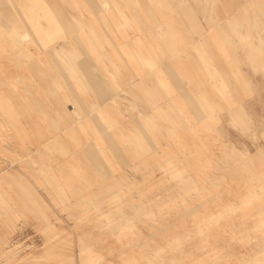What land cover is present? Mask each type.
I'll return each instance as SVG.
<instances>
[{
	"label": "rangeland",
	"instance_id": "obj_1",
	"mask_svg": "<svg viewBox=\"0 0 264 264\" xmlns=\"http://www.w3.org/2000/svg\"><path fill=\"white\" fill-rule=\"evenodd\" d=\"M165 4L0 0V264H264V0Z\"/></svg>",
	"mask_w": 264,
	"mask_h": 264
},
{
	"label": "crops",
	"instance_id": "obj_2",
	"mask_svg": "<svg viewBox=\"0 0 264 264\" xmlns=\"http://www.w3.org/2000/svg\"><path fill=\"white\" fill-rule=\"evenodd\" d=\"M151 1H153L152 3H151ZM164 2H162L161 3V0H150V2L149 3H145V1L144 0H136V13H137V22H138V26H139V28H144V27H148V25H149V23H151V25H152V29H155L157 26H163V27H165L164 25H162V23L160 22V19H161V15H162V13H164V12H168V13H170L169 14V20L167 21V27L169 28V31H168V35L170 36V38H171V35H172V33H173V31H176L177 30V27H176V29L175 28H171L170 27V25H171V22L173 21V19L175 20V21H178L176 18H175V16H176V14H177V12L178 11H180L181 9H182V7H183V5L184 4H178L177 6H170L169 4H165V0H163ZM201 4V3H200ZM42 6H45V8L44 9H39L40 11H46V12H55V11H57V10H55V8L54 7H52L51 5H42ZM49 7H50V9H49ZM206 7V6H205ZM205 7H204V9H205ZM208 7H209V4L207 5V9H208ZM26 9V8H25ZM39 10H37V11H39ZM223 11V10H222ZM57 12H59V11H57ZM34 13V12H33ZM26 16V15H25ZM36 15H30V16H26V19H27V22L25 23H21L20 24V19H21V17L20 16H16V17H13L12 19H11V21L10 22H14V23H12V26L11 27H9V29H7V30H9V31H15L14 33H15V35H14V38L16 37V36H18L19 34H21L20 32H19V28L20 27H23V29H25V31H26V36H27V34H28V36H29V31H28V28L27 27H29L30 28V26H28V18H30L32 21H33V17H35ZM46 16H48L47 14H46ZM37 17V16H36ZM40 17H42L43 18V16H41L40 15ZM50 17V16H49ZM186 17H187V19H191V17H192V13H187L186 12ZM159 19V20H158ZM52 21H53V25L54 26H56V28L58 29V27H61V23H62V21H55V19H53L52 18ZM147 21H150V22H147ZM217 21H219L218 19H217ZM39 22H40V28H42L41 30L43 31V28H44V21L43 20H39ZM163 23H165V21L163 20ZM141 24V25H140ZM143 24V25H142ZM47 25H50V22H49V20L47 21ZM220 26H218V28H219ZM37 28V27H36ZM148 28H150V25H149V27ZM30 29H32V28H30ZM7 30H3L2 31V34L4 33V32H6ZM16 32H18V35L16 34ZM23 33H25L24 31H23ZM61 33V32H60ZM163 33H166V31L164 30V32ZM162 34V33H161ZM185 34H186V32H185ZM30 35H33V29H32V33H30ZM61 35V34H60ZM56 36H59L58 34L56 35ZM62 36V35H61ZM137 39H138V37H137ZM142 39V37L139 39V40H141ZM138 40V41H139ZM218 44H219V42H217ZM145 47V46H144ZM146 48V47H145ZM147 50V49H146Z\"/></svg>",
	"mask_w": 264,
	"mask_h": 264
},
{
	"label": "bare ground",
	"instance_id": "obj_3",
	"mask_svg": "<svg viewBox=\"0 0 264 264\" xmlns=\"http://www.w3.org/2000/svg\"><path fill=\"white\" fill-rule=\"evenodd\" d=\"M34 16V15H33ZM32 31V30H31ZM15 31H9V30H7L6 32H4L3 33V36L5 37V38H7V40H9L8 38H14V35H15V33H14ZM33 32H34V30H33ZM16 34L18 35V32H16ZM86 62V61H85ZM87 64V63H86ZM93 67V66H92ZM100 73V72H99ZM102 75V74H101ZM98 77V76H97ZM100 78V77H99ZM102 78V77H101ZM101 81V80H100ZM168 174H170V173H168Z\"/></svg>",
	"mask_w": 264,
	"mask_h": 264
}]
</instances>
